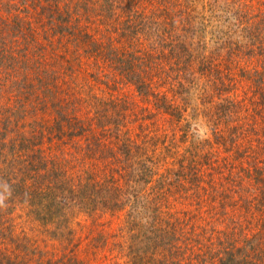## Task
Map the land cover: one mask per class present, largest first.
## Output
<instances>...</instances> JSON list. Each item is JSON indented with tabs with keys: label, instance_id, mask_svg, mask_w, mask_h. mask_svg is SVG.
I'll use <instances>...</instances> for the list:
<instances>
[{
	"label": "trees",
	"instance_id": "16d2710c",
	"mask_svg": "<svg viewBox=\"0 0 264 264\" xmlns=\"http://www.w3.org/2000/svg\"><path fill=\"white\" fill-rule=\"evenodd\" d=\"M263 18L247 0H0L1 236L14 203L27 202L41 233L59 241L56 252L37 247V264H84L83 243L107 248L98 217L124 213L127 264H174L173 238L196 228H185L168 197L197 181L214 144H240L229 126L244 99L224 93L245 82L264 119ZM95 84L108 95L97 96ZM120 85L173 122L180 142L174 134L164 144L167 134L147 123L128 132ZM198 118L214 143L192 144ZM222 163L218 190L232 203L237 194L249 213L260 208L253 219L263 223L264 156ZM246 183L257 186L244 197ZM211 198L205 210L215 213ZM86 219L96 234L81 237ZM22 240L1 242L0 264H29L35 251ZM263 244L259 231L215 264H264Z\"/></svg>",
	"mask_w": 264,
	"mask_h": 264
},
{
	"label": "rangeland",
	"instance_id": "374dc122",
	"mask_svg": "<svg viewBox=\"0 0 264 264\" xmlns=\"http://www.w3.org/2000/svg\"><path fill=\"white\" fill-rule=\"evenodd\" d=\"M247 2L253 6L254 13L258 14V17L264 15V0H247ZM41 24V22L37 23V27L42 28ZM260 25L259 28L263 30L262 39L264 41V18L260 21ZM241 83L238 82L236 90H227L223 95L227 96L231 102L236 101L235 95L240 100L244 99L242 107L239 106L240 112L234 117V121L229 126L230 128H236L233 132L239 137V146L236 148L232 146L226 147L225 149L221 145L214 144L215 151L209 152L205 160L201 159V162L206 164L197 173V183L194 182V179L183 180L185 182L181 184L184 185L181 191L168 197L170 202H173L178 206V209H181V213L184 210L185 213L182 215V218L188 223L185 224V228H196L195 231L187 230L181 237L173 238L171 243V246H173L171 249L172 256L169 259L174 264H215V261L217 262L226 248H233V246L238 248L245 241L252 238V236L257 235L259 231L264 232V221L262 223V221L259 222V220L253 219L255 214L259 216L260 213L256 209L260 208L255 207L249 213L246 209V203L242 199H238L237 194H233L235 198L233 196L232 198L235 201L232 203L230 199H225L227 195H224L217 188V184L223 181L218 172L225 173L228 169V166L222 167L224 164L222 162L227 161V158L232 161L244 160L245 157H250V154L252 155L253 153L264 156V119H262V110L258 106L260 103L258 102L257 107L253 106L252 102L255 101V96L253 95L252 97V94L254 90H244L245 82ZM108 90L101 84H95L93 91L97 96L103 97L104 95H108ZM117 94L123 96L122 104L126 106V109H129L130 114L126 118L128 128H126L133 136H136L140 132L139 126H144V123H147L149 126L148 131H153L158 126L160 133L164 132L167 134L164 144L165 142L168 144L169 140L174 138L175 135L176 140L180 142L181 134L179 130H176L174 123L168 119L153 115V111L149 110L150 105L138 97L133 88L120 85L119 90L114 95L116 96ZM217 102H220V100H213V104L217 106L224 107L226 104V102ZM140 108H143L145 112L143 110L140 111ZM205 121V119L200 121L199 118L193 121L192 129L196 133V137L192 144L197 145L206 139L214 143L209 129L205 127ZM226 140L228 141L229 138ZM156 143L160 145V140ZM257 143L263 145L262 151H256ZM180 145L182 146V150L188 146L187 143ZM251 145H253L252 148ZM197 170L199 171V169ZM190 180L191 183H186L190 182ZM256 186L255 183H246L240 189V193L245 197L247 196L246 192H255L252 187ZM211 197L214 198V204L217 206L215 213L205 210L206 203L212 199ZM224 202L227 206L222 209L221 205ZM259 202L261 200L257 199L255 206H258ZM199 203L204 204L200 206ZM27 204V202L14 203L11 213L4 217L7 220L8 227L7 229H3V237L0 234V244L1 242L7 243L11 235L23 238V246L26 244L28 248H32L35 251L34 256L30 257L29 260L25 259V263L37 264V247L41 251L56 252L59 241L53 242L51 241L53 239L49 235L41 233V230H39L40 224L35 221L33 214L26 207ZM118 215L116 214L111 217L109 214H106L98 217V222L102 226L101 232L105 236V239H107V248L93 249L92 246H86V243H83L82 247L84 250L80 253V257L85 261L84 264H127V259L124 258V255L128 250L126 247L128 246L129 233L126 231L127 225L124 223L125 214L122 213L121 217ZM95 219L91 221L94 222ZM87 221L89 220L86 219L83 225L84 228H81V231H78L77 235L84 237L87 233L96 234L88 227ZM27 238L29 242L26 240ZM93 251L95 253H92ZM237 262H240V259Z\"/></svg>",
	"mask_w": 264,
	"mask_h": 264
}]
</instances>
